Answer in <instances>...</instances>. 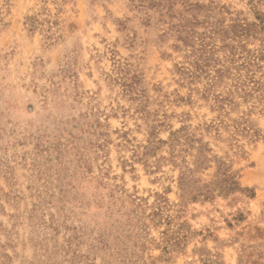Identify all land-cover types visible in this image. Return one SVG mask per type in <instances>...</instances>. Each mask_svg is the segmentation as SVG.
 Instances as JSON below:
<instances>
[{
	"label": "rangeland",
	"instance_id": "obj_1",
	"mask_svg": "<svg viewBox=\"0 0 264 264\" xmlns=\"http://www.w3.org/2000/svg\"><path fill=\"white\" fill-rule=\"evenodd\" d=\"M0 264H264V0H0Z\"/></svg>",
	"mask_w": 264,
	"mask_h": 264
},
{
	"label": "trees",
	"instance_id": "obj_2",
	"mask_svg": "<svg viewBox=\"0 0 264 264\" xmlns=\"http://www.w3.org/2000/svg\"><path fill=\"white\" fill-rule=\"evenodd\" d=\"M229 190H234V187L229 188Z\"/></svg>",
	"mask_w": 264,
	"mask_h": 264
}]
</instances>
